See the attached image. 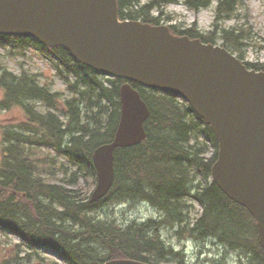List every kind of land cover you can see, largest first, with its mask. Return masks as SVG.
Masks as SVG:
<instances>
[{
	"label": "trees",
	"instance_id": "1",
	"mask_svg": "<svg viewBox=\"0 0 264 264\" xmlns=\"http://www.w3.org/2000/svg\"><path fill=\"white\" fill-rule=\"evenodd\" d=\"M116 1L120 19L138 21L142 15L141 22L157 25V21L150 20L149 14L140 12L151 8H138L139 0ZM212 1L186 0V3L197 10L209 6ZM215 1L218 3L216 20L235 15L238 0ZM170 29L173 34L213 44L192 31ZM222 33V46L228 51L235 54L239 51L237 47H243L245 34L242 31L233 28ZM0 41L14 42L22 48L38 47L51 51L64 71L76 80L71 83L68 75L56 68L58 76L74 95H81L84 99L88 95L90 108L98 109L90 117L85 116L88 122L84 123L74 99L58 105V94L40 87L35 77L26 72L15 76L0 66V108L8 110L16 106L24 111L26 119L19 124L18 132L6 129L2 133L0 231L16 235L34 251L52 250L68 264H103L114 259L160 264L167 257L174 259L176 264H185L182 252L167 248L160 239L159 230L166 224L177 227L179 237L188 233L193 240L212 238L230 249L249 253L251 264H264V250L259 245L255 222L247 210L229 200L213 181L196 184L195 170L205 180L210 178L218 144L210 127L176 96L145 90L130 83L149 108V117L144 123L146 137L139 145L114 151V182L102 201L89 204L88 200L81 199L78 190L68 189L67 183L64 186L45 183L39 173L38 159L31 158L32 153L26 147L38 144L51 149L81 174L95 179L92 153L113 138L120 115L119 87L124 81L98 75L75 62L60 47L47 49L24 37L0 36ZM244 63L249 69L264 71V64ZM37 100L46 105V111L39 112L36 106L25 103ZM48 108L57 109L60 115ZM199 136L209 141L214 150L209 160L205 158V147L199 143ZM74 178L73 173L70 184ZM191 196L203 209L193 224H189L192 207L187 201ZM127 201L150 204L162 214V221L150 220L122 228L90 216L101 205Z\"/></svg>",
	"mask_w": 264,
	"mask_h": 264
},
{
	"label": "water",
	"instance_id": "2",
	"mask_svg": "<svg viewBox=\"0 0 264 264\" xmlns=\"http://www.w3.org/2000/svg\"><path fill=\"white\" fill-rule=\"evenodd\" d=\"M0 36L62 47L94 71L183 98L218 142L211 168L217 187L253 217L264 249V72L249 70L225 48L176 36L166 26L120 22L116 0H0ZM112 141L95 149L102 199L114 178V150L139 144L149 111L128 83L119 88ZM104 264H145L122 259Z\"/></svg>",
	"mask_w": 264,
	"mask_h": 264
},
{
	"label": "rangeland",
	"instance_id": "3",
	"mask_svg": "<svg viewBox=\"0 0 264 264\" xmlns=\"http://www.w3.org/2000/svg\"><path fill=\"white\" fill-rule=\"evenodd\" d=\"M217 6L218 3L215 0L209 6L200 7L197 10L189 7L186 0H165L164 2L162 0H139L138 8H151L150 11L144 9L140 10V12L149 14L150 20L152 22L154 20L157 21V25L167 26L182 32L184 30L192 31V34L212 41L215 45L222 46L224 44L222 38L223 30L228 31L237 28L245 34V38L242 40L243 47L241 45L237 47L239 51H235V55L241 57L246 63L257 66L263 65L264 0H238V9L235 15L227 16L220 20H216ZM138 19L141 21L142 15H139ZM229 47L231 46L229 45ZM53 64H56V66H53ZM0 66L15 76L26 72L29 76L35 77L40 87L47 88L52 94H58L56 98L58 105L63 104L65 100L74 99L76 105L80 108L81 121L84 123L88 122L85 116L90 117L98 111L96 108H90L87 102L88 95H85V99L81 95H74V92L58 76L54 67L60 68L62 73L67 74L71 83L76 80L74 76L64 71L59 59L55 56L53 57L52 52L49 50L44 48L41 50L38 47L22 48L14 42L2 43L0 41ZM81 87L84 89V86L81 85ZM25 103L36 106L39 112L47 110L46 105L39 100L25 101ZM48 109L56 115H60L57 109ZM23 112L16 106H11L8 110L0 108V159L3 151L2 133L6 129L18 132L19 124H23L26 121ZM59 117L62 121H66L61 116ZM202 137L198 141L205 147V158L209 160L214 150L209 146V141H204V137ZM66 140H64L65 143ZM37 145L25 147L32 153L31 158L38 159L37 162L39 163H37V166L42 180L45 183L63 186L67 183L68 189L78 190L81 199L83 201L88 200L94 190L96 178L92 179L84 176L76 168L67 164L53 150ZM65 170H67V173ZM195 171L196 184L211 183V176L205 180L198 170ZM73 173L75 174L74 182L72 181L73 183L70 184V176ZM192 196L187 198L188 204L192 207L189 224L195 223L203 212L199 203L194 201ZM90 216L106 223L116 224L122 228L129 225H140L150 220L161 222L163 218L158 210L144 201H127L121 204L101 205L95 211H92ZM163 225L165 226H162L159 230L160 239L167 248H171L174 252H182L185 257V264H251L249 253L245 254L239 249H230L227 245L212 238L204 239L203 241L193 240L188 233L179 237L176 234L177 227ZM0 264L65 263L55 256L52 250L39 249L34 251L23 244L17 236L0 231ZM160 264H176V262L174 259L167 257Z\"/></svg>",
	"mask_w": 264,
	"mask_h": 264
}]
</instances>
